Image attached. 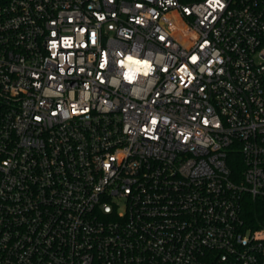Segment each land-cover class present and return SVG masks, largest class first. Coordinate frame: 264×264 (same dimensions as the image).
<instances>
[{
	"label": "built area",
	"instance_id": "2783aa9c",
	"mask_svg": "<svg viewBox=\"0 0 264 264\" xmlns=\"http://www.w3.org/2000/svg\"><path fill=\"white\" fill-rule=\"evenodd\" d=\"M0 264H264V0H0Z\"/></svg>",
	"mask_w": 264,
	"mask_h": 264
},
{
	"label": "trees",
	"instance_id": "16d2710c",
	"mask_svg": "<svg viewBox=\"0 0 264 264\" xmlns=\"http://www.w3.org/2000/svg\"><path fill=\"white\" fill-rule=\"evenodd\" d=\"M239 161H240V159H239ZM235 168V167H234ZM240 168V167H239Z\"/></svg>",
	"mask_w": 264,
	"mask_h": 264
}]
</instances>
